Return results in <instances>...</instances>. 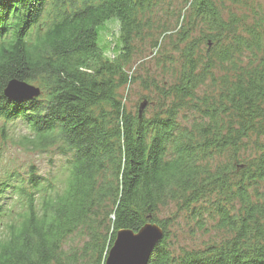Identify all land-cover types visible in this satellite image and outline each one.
<instances>
[{"label": "trees", "instance_id": "16d2710c", "mask_svg": "<svg viewBox=\"0 0 264 264\" xmlns=\"http://www.w3.org/2000/svg\"><path fill=\"white\" fill-rule=\"evenodd\" d=\"M172 2L0 0V120L21 123L24 149L65 158L56 176L0 182V264H104L117 232L147 223L163 231L147 264H264V20L224 19L236 0ZM114 22L110 60L99 35ZM145 35L171 50L159 95L172 103L151 118L118 93ZM12 80L40 97L6 98ZM168 203L214 217L225 238L175 256L155 219Z\"/></svg>", "mask_w": 264, "mask_h": 264}, {"label": "rangeland", "instance_id": "374dc122", "mask_svg": "<svg viewBox=\"0 0 264 264\" xmlns=\"http://www.w3.org/2000/svg\"><path fill=\"white\" fill-rule=\"evenodd\" d=\"M183 0H173L172 4L179 8ZM223 18L232 14L240 24L250 25L255 19L253 16L264 20V0H236L235 3H224L221 8ZM255 14V15H254ZM161 22L168 23L173 28L174 21L161 17ZM171 28V29H172ZM119 27L118 24L107 23L100 32V45L107 47L106 56L113 60L114 51L118 45ZM142 40L133 41L134 54L131 61L124 67L128 84L123 89L118 90L122 105L125 106L126 113L135 115L142 102L146 106L142 113L146 118L158 114L164 106L171 104L172 100L161 99L159 93L165 84L173 81L169 78V61L164 54H170V47L163 38L157 42L158 47L153 48L151 37L145 35ZM168 37V36H165ZM156 38V36H154ZM151 39V40H150ZM218 75V73H216ZM37 88L36 85L27 84ZM208 88V84L204 88ZM198 89L201 95L205 89ZM40 94L38 95V98ZM178 122L184 127H188L195 118L190 110H181ZM27 132L21 123H7L0 120V182H21L25 184L28 175L33 174L42 177L56 176L65 160L59 156L55 148L45 152H33L31 149H24L20 139L25 137ZM251 146L244 154V159H253ZM248 162V161H247ZM13 181V182H12ZM15 184V183H13ZM213 200V198H212ZM158 221H169L168 246L172 254L180 256L182 252H194L204 250L205 247L217 245L225 234L215 228V218L204 215L203 219L193 218L189 213L180 210L174 203H168L165 207H160L155 215ZM163 232V231H162ZM76 242V241H75ZM75 244V243H74Z\"/></svg>", "mask_w": 264, "mask_h": 264}, {"label": "water", "instance_id": "95a60500", "mask_svg": "<svg viewBox=\"0 0 264 264\" xmlns=\"http://www.w3.org/2000/svg\"><path fill=\"white\" fill-rule=\"evenodd\" d=\"M39 94V89L15 80L8 83L4 91L5 97L12 101L36 100ZM145 106V102H142L137 112L139 117ZM162 236L161 229L151 223H147L135 234L126 230L119 231L114 237L104 264H147L150 253Z\"/></svg>", "mask_w": 264, "mask_h": 264}, {"label": "snow or ice", "instance_id": "6c2138e0", "mask_svg": "<svg viewBox=\"0 0 264 264\" xmlns=\"http://www.w3.org/2000/svg\"><path fill=\"white\" fill-rule=\"evenodd\" d=\"M136 238H132V240H135Z\"/></svg>", "mask_w": 264, "mask_h": 264}]
</instances>
